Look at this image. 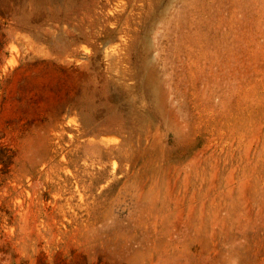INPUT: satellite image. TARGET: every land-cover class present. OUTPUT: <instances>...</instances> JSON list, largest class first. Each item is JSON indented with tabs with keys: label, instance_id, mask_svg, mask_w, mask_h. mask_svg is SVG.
<instances>
[{
	"label": "rangeland",
	"instance_id": "374dc122",
	"mask_svg": "<svg viewBox=\"0 0 264 264\" xmlns=\"http://www.w3.org/2000/svg\"><path fill=\"white\" fill-rule=\"evenodd\" d=\"M0 264H264V0H0Z\"/></svg>",
	"mask_w": 264,
	"mask_h": 264
}]
</instances>
